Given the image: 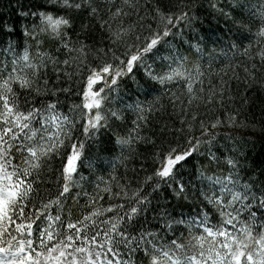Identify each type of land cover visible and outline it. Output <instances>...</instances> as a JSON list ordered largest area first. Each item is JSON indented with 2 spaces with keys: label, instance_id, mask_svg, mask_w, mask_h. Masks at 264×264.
Returning a JSON list of instances; mask_svg holds the SVG:
<instances>
[{
  "label": "snow or ice",
  "instance_id": "obj_1",
  "mask_svg": "<svg viewBox=\"0 0 264 264\" xmlns=\"http://www.w3.org/2000/svg\"><path fill=\"white\" fill-rule=\"evenodd\" d=\"M201 9L239 41L218 70L189 58L211 39ZM18 14L19 29L0 22V264H264V162L214 150L264 89V0H37ZM133 85L158 94L132 100ZM157 114L174 118L159 144L144 134ZM140 144L154 149L142 182L104 167L103 152L124 164ZM165 187L192 211L161 205Z\"/></svg>",
  "mask_w": 264,
  "mask_h": 264
},
{
  "label": "trees",
  "instance_id": "obj_2",
  "mask_svg": "<svg viewBox=\"0 0 264 264\" xmlns=\"http://www.w3.org/2000/svg\"><path fill=\"white\" fill-rule=\"evenodd\" d=\"M37 0H0V22L15 24L19 29L24 23V18L18 13L21 9L27 11L30 4L36 3ZM207 9V5H205ZM205 9H201V19L204 21L202 25L198 26V32L201 35L208 36L211 35V39L207 41L206 44L202 43L201 47L206 48L203 52L201 58L200 54L195 53L193 49V54L189 57L192 62L199 61L203 68L207 70L208 63L210 62V57H214L211 60L213 70H218L221 67H224L230 58L233 57L235 50L230 47V44L235 42L239 43L236 40L233 34H229L227 30L223 27V23H217L211 16L208 15ZM187 33V30H185ZM9 37L0 36V40L8 39ZM11 39H23L22 35L16 34L10 37ZM192 43L195 44L196 41L192 40ZM244 44H247V41H244ZM188 47L187 44L184 45V48H181V53L184 55H189L185 49ZM238 56V53L236 54ZM135 91V86H132V89L126 94V96H131L132 100H146L152 99L153 96L158 93L153 91L150 96L145 97L143 94L133 96L132 92ZM251 97L252 102L244 109H242L239 120L242 122L237 126L225 125L216 129V140H215V149L218 150L217 154H223V156H228L230 151H234L235 147L243 148V154L241 156L242 160L246 157V162L248 165L255 164L256 166L261 165L264 162V89H261L259 85L254 86L252 89L248 90L246 93ZM75 97L70 96L68 102L70 103ZM131 102V101H129ZM123 107V105H121ZM134 114L129 112L127 114V122L131 123V120L134 119ZM173 119H169L168 116H160L157 114V117L154 118L151 122V129L145 130V135H151L156 139L157 144L161 143V132L160 129L165 122L172 125ZM246 125V126H245ZM178 126V122H177ZM199 135V132L196 133ZM165 139H172L170 134H164ZM166 146V145H165ZM154 151L152 145L140 144L138 146V155L134 159L125 161L124 164L120 163V150L119 148H113L110 151H105L101 155L104 159V167L111 170V165H115L118 168L120 175H127L133 182L137 181L142 182L144 177L151 173L152 162H151V153ZM203 159L202 157H197L193 159L183 170L187 180L189 172L198 168L199 161ZM110 161V164H109ZM87 163V162H86ZM143 165V168H142ZM82 172L85 176L88 175V169L85 167L82 169ZM97 174H106L103 172H97ZM161 205L167 204L171 208H175L177 214L181 211L188 213L192 211V205L181 202L182 207L177 206V201L174 199L171 189L165 187L162 191L155 194ZM166 198V199H165ZM155 203V201H154ZM153 213H149L148 219L152 220ZM155 227V224L152 225Z\"/></svg>",
  "mask_w": 264,
  "mask_h": 264
}]
</instances>
